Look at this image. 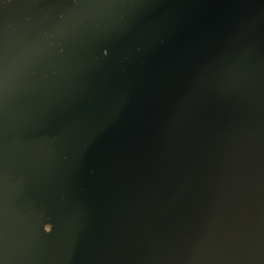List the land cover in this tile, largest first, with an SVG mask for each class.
I'll list each match as a JSON object with an SVG mask.
<instances>
[{
  "label": "water",
  "instance_id": "1",
  "mask_svg": "<svg viewBox=\"0 0 264 264\" xmlns=\"http://www.w3.org/2000/svg\"><path fill=\"white\" fill-rule=\"evenodd\" d=\"M0 264H264V0H3Z\"/></svg>",
  "mask_w": 264,
  "mask_h": 264
},
{
  "label": "snow or ice",
  "instance_id": "2",
  "mask_svg": "<svg viewBox=\"0 0 264 264\" xmlns=\"http://www.w3.org/2000/svg\"><path fill=\"white\" fill-rule=\"evenodd\" d=\"M3 2V0H0V3H2Z\"/></svg>",
  "mask_w": 264,
  "mask_h": 264
}]
</instances>
